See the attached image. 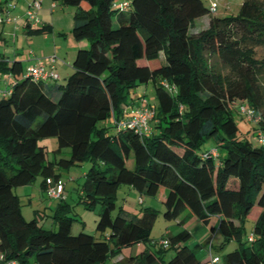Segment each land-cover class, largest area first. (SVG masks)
<instances>
[{
    "label": "trees",
    "instance_id": "trees-1",
    "mask_svg": "<svg viewBox=\"0 0 264 264\" xmlns=\"http://www.w3.org/2000/svg\"><path fill=\"white\" fill-rule=\"evenodd\" d=\"M51 1L76 7V51L65 82L35 80L27 69L16 77L21 61L8 65L0 55V71L13 76L0 98V258L5 264H105L126 246L151 242L156 209L120 207L113 216L124 184L152 197L164 188L165 219L185 210L204 224L216 218L219 247L231 240L237 246L212 264H264V57L256 56L264 47V0H243L236 15L225 17L202 0ZM206 15L208 25L191 31ZM24 28L28 35L53 31L49 23L26 19ZM148 82L157 102L141 133L118 122L133 109L130 88ZM241 105L254 112V140L239 134L233 108L247 120ZM48 138L55 141L52 158L40 144ZM209 139L216 148L201 150ZM83 161L90 166L78 196L87 208L99 205V238L71 234L64 202L54 209L56 229L23 217L14 187L40 175L44 193L47 178L60 179L58 169ZM255 207L252 238H243ZM177 224L167 246L151 242L154 250L116 264H201L199 245L190 247L191 233L183 221ZM168 248L174 254L165 259Z\"/></svg>",
    "mask_w": 264,
    "mask_h": 264
},
{
    "label": "rangeland",
    "instance_id": "rangeland-1",
    "mask_svg": "<svg viewBox=\"0 0 264 264\" xmlns=\"http://www.w3.org/2000/svg\"><path fill=\"white\" fill-rule=\"evenodd\" d=\"M202 1L207 7H209L212 2L216 3L215 11L212 13L217 17L236 15L238 13L241 3L243 2V0ZM49 3L50 0H44L43 6L47 7ZM81 6L82 8L88 7L86 3H82ZM45 9H43L44 13L42 14L41 12V15L39 16L37 14V17L41 22L42 20L51 21L53 19L56 25V30L54 34L56 35L63 51L65 53H69L68 57H72V52L76 51V43L71 33V29L74 24V12L76 10V7L68 5L63 6L59 3H56V7L53 9V11L47 8ZM207 19H209L207 15L205 17L203 16L201 18L196 19L193 24V27H191V31L203 29L207 24L204 26V24L202 25L201 22H204ZM40 35L45 34L28 35L27 33H23L21 28L16 30L14 29L8 34H6L4 38H0V55L5 58V60L9 61L8 65H11L14 60L21 61L22 70L21 72H19V74H15L16 77H22V75L25 73L28 65L30 64V62L26 60L28 52L30 50L36 52V47L39 45L38 41H34L33 39L29 40L26 38H37V36ZM65 53L63 55H58V57H60V59L66 62V64H68L69 66L70 63L65 60L68 58ZM256 56L258 58L264 57V47L256 48ZM57 73L59 75L57 82L64 83L66 78L72 72L67 75L63 70H57ZM11 80H13L12 76ZM6 96L8 95H5V97ZM128 96L129 98H132V100H127L128 102H131L128 106L133 108L136 107L139 103H141V100L147 101V103H149L150 105H156L157 102L154 96L152 82H148L147 84L136 85L130 88V93ZM1 97H3V95L0 94V98ZM236 105L238 106V102L235 103V106ZM233 116L239 127V134L241 136L245 135L247 137L253 138L254 140V138L256 137H252V128L255 126V122H252L249 119L246 120L242 115L237 112L236 107L233 108ZM255 142L257 143V141ZM41 143L48 146L49 157L52 158L51 150L55 147L54 139H42L40 140V144ZM216 146V142L213 139H209L201 145V150L204 151L208 149H214L216 148ZM128 163H131V160H129ZM89 166L90 164L87 161H83L77 165L69 167L68 169L57 170L60 173V179L64 184L62 198H49L41 193L40 182L42 180V177L40 175H37L35 179L29 184L14 187L13 191L19 196L21 202V211L23 217L26 220L35 218L38 223L46 229H56V223H53L54 209L58 206L60 202H64L69 205L68 214L73 218L71 225V234L76 235L80 231H83L85 233L94 235L96 238H99L101 236V232L96 230L99 205L94 208H87L80 201L78 196V189L80 188V185L83 182L84 173L87 171ZM164 193L165 189L161 188L157 195L154 197L140 195L136 189L132 188L131 186L122 184L118 187L116 192V208L113 212V216L115 215V211L120 207H123L124 209L133 213H139L143 207L151 206L157 210V217L150 234L151 242L159 241L161 239H167L169 234L174 233L179 229V226L177 224L176 219H165L162 215L164 207L161 199ZM257 210L258 207H255L253 210H251L247 219L244 220L243 238H245L251 233L254 225V217L256 215ZM196 224L200 225V227H203V229L194 230ZM182 225L186 227L191 233V237L187 244L190 247H195L196 245H199V248H197L196 251V255L197 258L203 262V264H212V257L220 256L221 254L232 251L237 246L236 241L231 240L226 243L223 248L219 247V243L222 241V237L219 231L217 230L216 218H211L207 225H205L197 216L192 213L191 216L184 219ZM211 227H214V230H212ZM151 242H139L131 246H126L122 249V254L130 255L131 253H133L132 255H135L145 248H150L154 250V246L151 244ZM173 254L174 250L168 248L165 252V259H168ZM108 264L112 263L108 262Z\"/></svg>",
    "mask_w": 264,
    "mask_h": 264
},
{
    "label": "built area",
    "instance_id": "built-area-1",
    "mask_svg": "<svg viewBox=\"0 0 264 264\" xmlns=\"http://www.w3.org/2000/svg\"><path fill=\"white\" fill-rule=\"evenodd\" d=\"M16 0H8L4 8L0 10V24L4 23H16L18 18L11 15V10L16 6ZM55 7V4H51V10ZM41 8V0H28L27 8L23 15V18L28 20L31 25L39 24L40 21L37 17V11ZM210 11L214 12L216 8V3L212 2L210 5ZM14 35V33H13ZM56 55L46 56L44 58H38L37 62L31 66L27 67V73L30 77L35 80H57L59 75L56 71ZM240 112L245 115L249 120L253 118L254 112L252 109L245 105L240 106ZM155 108L149 105L146 101H141V103L132 109V111L127 115L126 119L120 120L118 123L122 126L133 128L141 133H145L149 129V121L154 118ZM259 141L264 143V136H259ZM64 191V184L61 179L47 178L45 184L44 193L49 198H62ZM252 235H249V239ZM162 246H167L168 241L166 239H161L158 242ZM211 244V243H210ZM210 251V249H209ZM211 260L217 261L218 257L214 256ZM6 264H16L15 261H8Z\"/></svg>",
    "mask_w": 264,
    "mask_h": 264
},
{
    "label": "crops",
    "instance_id": "crops-1",
    "mask_svg": "<svg viewBox=\"0 0 264 264\" xmlns=\"http://www.w3.org/2000/svg\"><path fill=\"white\" fill-rule=\"evenodd\" d=\"M5 2H6V0H0V6H4ZM27 2H28V0H17L16 1V6H15L14 10L12 9L13 11L11 10L10 12H11V15L16 16L19 19L16 21V23L0 24V38H4V36L6 34H8L9 32H11L14 29L16 30V29H21L22 28V32L26 33L25 30H24V18H23V15H24V13L26 11V8H27ZM43 3H44V0H41V8L39 9V11L37 13L38 16L41 15V12H42V14L44 13L43 9H45V8L50 10L52 1L50 0V3H49V5H47V7L43 6ZM208 21H209V19L205 20L204 22H201V24L202 25L204 24V26L206 24L208 25ZM21 22H23V23H21ZM42 22L49 23L52 26V30L53 31L51 32V34L40 35V36H37V38H26V39H29V40L33 39L34 41H38L39 42V43L37 42L39 45L36 47V50H37L36 52L33 51V50H30L28 52L27 59H26V60H28L30 62V64L28 66H31V65L35 64L37 62L38 58H44L46 56H50V55L54 54L57 57V60H56V71L57 70H63L65 72V74H67V75L70 74V72H72V70H73L72 66H70V65L72 64V61H73V58H74V55H75V51L72 52V57H68L69 53L68 52L65 53L63 51L61 45L58 42V39H57L56 35L54 34V32L56 30L55 29L56 25H55L53 19L51 21L42 20ZM33 40H31V41H33ZM64 53L68 57L65 60L68 63H70L69 66H68V64H66V62L62 61V59H60V57H58V55H63ZM11 76L12 75H10V73H6V72L0 71V94H3L4 92L9 90V84L12 81L11 80ZM129 164H131V163H129ZM40 191H41L42 194H44L42 189H40ZM148 207H151V206H148ZM191 214H192V212H190L189 210H185L176 220H177V222L178 221H183L184 222V219L188 218L189 216H191ZM205 225H207V224H205ZM184 228H186V227H184ZM198 229L201 230V229H203V227H200V225L196 224L195 227H194V230H198ZM122 251L123 250H121L120 253L110 257L109 260H107V262L105 264H108V262H111L112 264L125 262L128 257L133 256L132 255L133 253H131L130 255H123ZM0 264H5V262L1 258H0ZM201 264H203L202 261H201Z\"/></svg>",
    "mask_w": 264,
    "mask_h": 264
}]
</instances>
